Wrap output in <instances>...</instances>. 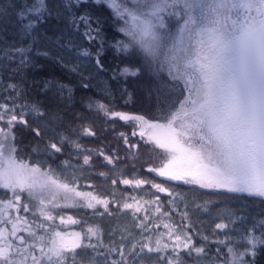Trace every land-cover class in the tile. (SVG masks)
I'll return each mask as SVG.
<instances>
[{
	"label": "snow or ice",
	"instance_id": "snow-or-ice-1",
	"mask_svg": "<svg viewBox=\"0 0 264 264\" xmlns=\"http://www.w3.org/2000/svg\"><path fill=\"white\" fill-rule=\"evenodd\" d=\"M89 3L106 6L113 20L120 22L116 31L125 39L116 41V51L140 61L139 67L125 66L121 76H137L147 69L157 77L168 78L164 83L169 103L160 108L157 119L109 111L102 103L96 105L110 118L134 122L138 135L160 150L157 155L163 154L161 166L149 167L147 171L200 189L264 198V0H66L65 10L74 25H84V34L91 42L99 37L100 29L92 27L90 14L72 12L73 7ZM50 15L48 0H32L22 7L17 16L23 35L32 34ZM31 51L30 47L13 48L8 58L19 56L24 64ZM102 51L103 44L96 53V65L101 70ZM36 54L48 55L46 51ZM81 55L92 54L85 49ZM17 107L0 103V189L12 194L11 198L5 194L0 199V264H147L151 257L143 255L145 249L148 253H167L171 249V255L158 257L165 264H185L181 252L189 256L195 253L196 264H248L244 257L250 251L255 255L257 245L264 244V238L251 235L241 238L239 243L221 241L226 255L212 259L203 246H194L183 228L177 231L176 226L168 223L163 225L167 231L158 233L154 240L148 236L147 243L137 241L127 249L123 243L105 245L99 227L89 226L86 233L59 230L54 223L57 217L61 224L79 221L53 214L49 206L93 210L102 206L111 215L109 201L93 192L77 190L55 170H44L43 165L18 157L13 129L16 124L27 125L28 121L24 109L17 112ZM32 111L44 114L34 106ZM33 131L41 135L39 128ZM83 131L85 135H94L90 128ZM49 147L54 153L62 151L54 142ZM105 159L109 164L114 162L112 157ZM89 161L90 156L85 155L84 164ZM121 183L140 187L147 181L123 179ZM153 187L174 195L161 184ZM22 194H26V199H22ZM132 200L121 208L133 210L134 215L143 210L145 215L139 226L144 232L150 231L149 208L135 197ZM21 208L53 223L30 222L20 215ZM154 212L160 213L161 207L157 205ZM184 216L187 217L186 212ZM215 227L225 229L227 225L218 223ZM102 248L104 251H100ZM77 249L81 251L78 253ZM98 256H103V261L97 260Z\"/></svg>",
	"mask_w": 264,
	"mask_h": 264
},
{
	"label": "trees",
	"instance_id": "trees-1",
	"mask_svg": "<svg viewBox=\"0 0 264 264\" xmlns=\"http://www.w3.org/2000/svg\"><path fill=\"white\" fill-rule=\"evenodd\" d=\"M31 2L32 0H0V13H2L0 15V103H7L10 106L17 105V112L22 107L25 111V119L28 121L27 125L16 124L13 129L18 157L28 160L30 163H37L38 160H41L42 163L39 164L43 165L44 170L74 165L75 169L70 172L73 176H69L68 180L63 179L77 186V190L99 193L101 198L109 193V187L113 185L121 188V193L127 192L126 201L132 198L134 192L128 186L120 184L117 179L119 176L143 177L150 182H162L168 185L183 196L179 200H175L172 196L158 194V200L154 197L150 205H144L149 208L147 215L150 216V220L147 221V226L152 238L155 239L158 233L164 232L166 229L163 225L168 223L176 226L177 231L183 228L192 237L194 246L205 248L208 257L222 259L226 255V248L225 244L220 242H229L223 238L207 237L186 226L185 216L181 213V210L185 209L183 198L188 197L189 193L194 191L198 196L202 195L214 200L216 205L233 201L248 205L249 210L257 211L258 209L264 213L262 198L241 193L196 191L195 188L182 182L169 181L155 173L137 170L132 165L130 151L117 137L81 136L79 130L83 127L90 126L96 130V123L86 108V103L91 97L102 94L104 85L113 93L115 100L121 101L125 96L124 82L119 75L125 54L117 52L113 47L117 40L124 38L111 26L112 14L106 6L89 3L73 7L72 12L77 15L90 14L92 27L100 29L99 37L90 42L84 34V25L80 24L79 27L74 25L71 15L65 10L66 0H48L51 15L47 16L32 34L25 36L20 28L17 13ZM101 44H103V51L100 55L102 70L96 65V53ZM17 47L32 49L24 64L20 63L19 56H16L15 59L8 58V53ZM85 49L92 55H81ZM37 51H46L48 55H37ZM9 85L16 87L15 89L9 88ZM33 106L44 114L38 115L33 112ZM36 128H39L40 136H37L33 131ZM72 141L79 144L80 148L77 149ZM53 142L62 148L61 152H53L49 147ZM83 149L87 151L83 152ZM91 149L103 151L109 156L113 153L117 157L113 159L114 163L109 164L98 153L91 152ZM85 153L90 156L87 165L83 162ZM114 168H116L115 172ZM100 173H105L106 176L104 177ZM113 178H116L115 184L111 181ZM5 194L11 198L9 197L12 195L10 192L0 189L1 199L5 198ZM22 199H26V194H22ZM157 205L161 207L160 213L154 212ZM202 206H198L199 209H202ZM108 208L110 212L120 209L111 204L108 205ZM60 210L72 213L79 221L77 224L67 225L55 220V225L62 231L86 233L89 226L101 228L104 225L101 219H95L98 213H103L102 219L108 218L102 206L96 210L63 207ZM164 212H167L168 215H163ZM136 214L139 221L145 215L143 210ZM187 214L192 215L189 211ZM20 215L27 217L30 222L35 220L37 223H53L43 221L38 214L33 216L31 210L23 212L21 208ZM156 223H159L160 227H153V224ZM32 226L35 229V224ZM139 230H142L141 226H139ZM251 230V236L264 238V221L259 218V223ZM20 234L23 235V233ZM103 237L102 234L105 245L112 244L109 240H104ZM164 239L167 240L165 237ZM86 242L87 240H85ZM92 242H96L95 238ZM217 249L221 251L218 252ZM100 251H104V249L102 248ZM254 251L255 255H252L250 251L244 259L248 261V264H264V244H258ZM167 253L171 255V249ZM181 257L185 264H196L195 253L189 256L186 252H181Z\"/></svg>",
	"mask_w": 264,
	"mask_h": 264
},
{
	"label": "rangeland",
	"instance_id": "rangeland-1",
	"mask_svg": "<svg viewBox=\"0 0 264 264\" xmlns=\"http://www.w3.org/2000/svg\"><path fill=\"white\" fill-rule=\"evenodd\" d=\"M110 23L113 29L116 30L120 22L114 21L113 18H111ZM120 35L122 36V34ZM125 66L130 68L139 67L140 61L138 58H135L130 54L124 55L120 69L122 70ZM121 79L124 82V88L126 90L123 100H115L113 93L107 89L106 85H104L102 94L97 97H91V99L86 103V108L90 111V114L96 123L95 127L97 131L90 126H86L92 130L94 135H85L83 131L85 127L79 130V134L85 137H117L121 140L126 149L130 151L129 155L132 157V165L137 170L147 171L149 167H160L163 154L161 153L160 155H157V153H160V150L154 149L153 145L146 143L145 139H142L138 135L139 129L135 127L134 122L129 121L125 123L118 118H110L102 111L97 110L96 105L98 103H102L107 106L109 111L124 112L130 115H143L149 119H157L160 115V108L162 106L166 107L169 103L168 89L164 83V81H167L168 78L166 75L157 77L147 69H142L140 74L137 76H121ZM89 104H91L92 107H89ZM133 131H136L137 135L133 136ZM121 133H123V135H121ZM125 137L128 139V144H125ZM132 144L136 145V147L133 148L129 146ZM82 151L86 152L87 150L83 149ZM90 151L98 153V155L103 153L104 155L100 156L104 159L105 156H111L113 159L117 157V155H114L113 153L109 156L103 151H95L93 149ZM85 155L87 154L85 153ZM37 163H42V161L38 160ZM74 169V165H68L61 166L59 168H53L52 170H55L60 175L61 179L64 178L68 180V178H70L69 176H73V174L70 172H72ZM115 171L116 168H114V172ZM103 176L105 177L106 174ZM117 179L121 185L128 186L134 192L132 198L135 197L136 200L140 201L141 205H145V201L152 202L154 197L159 196L158 194L168 195L166 192H158L153 187V184L157 183L168 188L169 191L174 194L172 197H174L175 200H179L181 196H183L181 193H176L175 189L162 182H150L148 179H144L143 177L129 178L125 176H119ZM123 179H142L147 181V183L141 185L140 187H135L134 185H125L121 183ZM113 180L116 181V178L111 179V181ZM187 186L195 188L196 191H202L203 193H221L219 191L200 189L193 185ZM109 190V193L103 195L102 198L108 200L109 204L112 206H117L120 209L115 212L111 211V215L106 212V215L108 216L106 219H102L104 216L103 214L96 215L95 219H101L105 225L100 228L102 230V234L104 235V240L107 239L110 241V243H123L126 249L128 246H130V244L136 243L137 241L141 243H147L148 241L145 239V237H148L150 232L139 230V219L137 218V214L134 215L133 210L131 209L121 208V205L125 202L132 203V198L129 201H126L127 192L125 191L121 193L122 189L117 185L110 186ZM196 193L197 192L191 191L188 197L183 198L185 201V209L183 211L181 210V213L183 215L185 212L188 213V211L190 214L192 213V215L187 214V217H185V222L186 226H189L197 233L203 234L210 238H223L229 243H239L241 238L245 237L246 235H250L252 227L259 223V218L264 221V213L258 209L257 211L249 210L250 207L248 205H244V203L228 201V203H220L216 205L214 200L202 195L198 196ZM94 194L99 197L101 196L99 193ZM121 200L122 202H120ZM262 200L264 201V198H262ZM200 205H203L202 209H199L198 206ZM51 208L52 207H50L49 210H51L53 214L63 215L65 219H67L68 216H72L74 219L78 220L77 217L68 211L60 210V208ZM56 221L60 222L59 217H57ZM218 223L226 224L227 227L225 229H217L215 226ZM68 224L71 223H67V225ZM166 231L167 229L164 232ZM121 236L126 237V239L121 240ZM165 238L167 237L165 236ZM80 251L81 249H77L78 253ZM88 252L91 253L92 250L88 249ZM92 254L95 255L94 253ZM143 255L145 257H151L147 264H165V261L158 260V257L161 255L170 254L155 252L148 253L145 249ZM96 259L103 261L104 257L98 256Z\"/></svg>",
	"mask_w": 264,
	"mask_h": 264
},
{
	"label": "flooded vegetation",
	"instance_id": "flooded-vegetation-1",
	"mask_svg": "<svg viewBox=\"0 0 264 264\" xmlns=\"http://www.w3.org/2000/svg\"><path fill=\"white\" fill-rule=\"evenodd\" d=\"M16 214H17V213H16V212L13 210V211H12V216H13V217H15V216H16ZM6 226H7L9 229L11 228V226H10V225H6Z\"/></svg>",
	"mask_w": 264,
	"mask_h": 264
}]
</instances>
